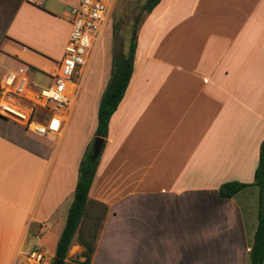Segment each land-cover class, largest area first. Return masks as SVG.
<instances>
[{"label":"crops","instance_id":"1","mask_svg":"<svg viewBox=\"0 0 264 264\" xmlns=\"http://www.w3.org/2000/svg\"><path fill=\"white\" fill-rule=\"evenodd\" d=\"M76 4L0 0V86L21 66L51 80ZM136 36L132 78L88 193L106 208L89 264H251L247 216L257 221V211L247 200L258 190L227 199L219 188L253 182L264 141V0H160ZM105 59L86 91L92 125L70 169L55 165L76 103L57 136L0 117V264H28L25 254L66 222L110 77ZM83 251L74 238L67 261L84 262Z\"/></svg>","mask_w":264,"mask_h":264},{"label":"built area","instance_id":"2","mask_svg":"<svg viewBox=\"0 0 264 264\" xmlns=\"http://www.w3.org/2000/svg\"><path fill=\"white\" fill-rule=\"evenodd\" d=\"M113 1L78 0L70 11L71 32L51 84L46 89L33 88L25 66L10 73L0 86L1 118L22 125L38 137L57 136L63 131L80 94V81L108 25ZM25 257L28 264H43L46 253L35 245Z\"/></svg>","mask_w":264,"mask_h":264},{"label":"trees","instance_id":"3","mask_svg":"<svg viewBox=\"0 0 264 264\" xmlns=\"http://www.w3.org/2000/svg\"><path fill=\"white\" fill-rule=\"evenodd\" d=\"M160 0H146L144 11L149 14ZM134 31L129 42L127 54L122 51L111 56L110 77L101 95L97 110V126L94 138L105 140L108 137V127L112 115L116 112L132 78L134 57L137 47V36ZM115 33V29L113 31ZM90 144L82 156L78 167V178L74 190L73 202L69 208L66 224L56 247L53 264H89L94 253L98 234L100 232L106 208L95 202H89L88 193L92 185L99 157L92 161V148ZM255 187L258 190L257 230L250 249V263L263 264L264 261V141L260 145L257 168L254 172L253 182L244 184L227 182L220 186L219 195L222 198H232L240 191ZM76 238L84 248L81 257L84 262L73 263L67 261L68 251L73 239Z\"/></svg>","mask_w":264,"mask_h":264},{"label":"rangeland","instance_id":"4","mask_svg":"<svg viewBox=\"0 0 264 264\" xmlns=\"http://www.w3.org/2000/svg\"><path fill=\"white\" fill-rule=\"evenodd\" d=\"M145 3L146 0H114L113 1L111 12L109 15V20H108V26L104 31V35H102L99 41L90 68L88 69V71H86L82 81H80L81 84L80 94L76 100V105L71 115L72 118L68 126V131L65 137L63 138L61 142V146L59 148L57 163L55 165V167L58 166L57 167L58 170L61 169V166H66V165H69V169H70L74 161L73 159L76 158V154L77 156L81 155L82 152L81 150L79 152V149L82 143L84 142L85 138L88 136V131L92 125V122L89 123L91 112L86 108L87 106L86 91L90 90V88L93 85V81H91V78L94 77V75L97 76L99 64L101 65L102 63V57L104 53H105V58L109 62L111 60V56L116 52L118 53L119 51H122L123 54L125 55L127 54L131 36L133 35L134 31L138 30L142 21L145 19L147 15V13L143 9ZM114 29H115V33H113ZM28 77L36 82V85L38 86L37 90H40L42 88L46 89L51 84V80L48 77H45L44 74L41 75L38 72L30 71ZM102 83H103V73L101 72V78L98 82L96 93L100 89ZM20 104L26 105L24 103H20ZM48 139L52 143H55L57 141V138H53V137H49ZM94 139L95 138H93L89 142V145L90 144L93 145ZM70 200L72 204L73 202L72 198H69V201ZM247 201L250 204L249 209L247 211L250 212L252 209L253 211L258 210V196L255 195L253 201H251V198L249 196ZM247 219H249L248 220L249 225L251 223V220L253 221V223H255V229L253 231L249 230V235H248L250 239H253L254 241V237L257 230L256 227L257 221L254 218V216H252V214L251 216H247ZM65 224L66 222L64 221V223L61 226L62 228L60 232L57 229V227H55L56 229L51 234V237L48 236L46 238L45 237L42 238V242L38 244L40 248L43 251L44 250L47 251L50 256L55 255L56 247L63 232V229L65 227ZM77 254H78V249L75 250L73 257H75V255ZM71 262L78 263V261L74 259Z\"/></svg>","mask_w":264,"mask_h":264},{"label":"water","instance_id":"5","mask_svg":"<svg viewBox=\"0 0 264 264\" xmlns=\"http://www.w3.org/2000/svg\"><path fill=\"white\" fill-rule=\"evenodd\" d=\"M103 144H104V140L102 138L96 137L94 139L92 145V157H91L92 161H95L100 155L103 148ZM60 264H63V262H60Z\"/></svg>","mask_w":264,"mask_h":264}]
</instances>
